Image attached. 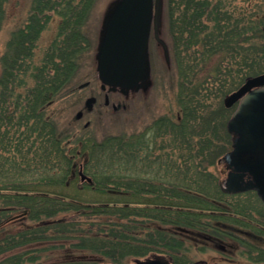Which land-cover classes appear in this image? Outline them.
I'll list each match as a JSON object with an SVG mask.
<instances>
[{
  "label": "trees",
  "instance_id": "obj_1",
  "mask_svg": "<svg viewBox=\"0 0 264 264\" xmlns=\"http://www.w3.org/2000/svg\"><path fill=\"white\" fill-rule=\"evenodd\" d=\"M98 1L32 0L1 57L0 232L23 223L0 237V264H42L40 253L58 248L89 255L62 264L150 255L190 264L193 249L227 248L228 240L250 264H264V202L255 191L221 189L211 168L229 149L223 121L233 114L224 106L210 111L207 98L264 74V0H164L179 114L100 141L72 123L61 127L51 109L75 92L94 51L85 27ZM55 18L56 35L37 58ZM24 247L33 248L16 251Z\"/></svg>",
  "mask_w": 264,
  "mask_h": 264
},
{
  "label": "rangeland",
  "instance_id": "obj_2",
  "mask_svg": "<svg viewBox=\"0 0 264 264\" xmlns=\"http://www.w3.org/2000/svg\"><path fill=\"white\" fill-rule=\"evenodd\" d=\"M31 1L6 0L0 11V76L2 72L1 57L6 50L8 40L11 38L12 32L26 21ZM115 1L99 0L97 2L85 27L94 51L88 53L82 61L80 71L75 77V92L64 99L56 101L51 108L61 127H68L72 123L71 125L76 130H80L86 137L94 138L97 141L111 136L143 133L155 120L164 116L177 117L180 111L178 103L179 71L173 55V40L165 20L164 10L158 29V40L152 39L150 42L148 53L149 70L142 87L139 90L127 91L124 94L119 89L109 91L110 104L105 105L104 101L107 91L101 89V81L97 70V52L103 32L104 20L108 10ZM57 24L58 19L55 18L41 34L37 43V58L42 57L44 51L54 39ZM214 62L212 61V63ZM86 83L89 84L80 88L81 85ZM227 95L216 94L207 96V98L210 97L208 100L209 110L218 111L221 106L225 107L224 100ZM91 96H95L97 102L94 104L93 109L88 111L85 107V102ZM203 100L207 103L206 96ZM113 105L118 107L113 108ZM237 107L238 105H233L227 109H231L233 114ZM79 111L83 112L80 119L76 117ZM230 118L223 121L227 132V123ZM231 149L232 139L227 152L231 151ZM224 155H221L217 159L216 165L211 168L221 180H224L227 175L225 165L219 162ZM22 223V220H15L7 224L0 232V237L6 233L18 230L22 227ZM231 244L234 246L232 249L229 247ZM226 245H228L227 248L208 245L203 250L202 248L193 249L190 259L192 262L204 260L208 264H250L245 257L241 256V249L237 242L228 240ZM30 248L33 247H24L16 251L20 252ZM35 248H41V246H35ZM87 257L89 255L85 252L67 251V249L58 248L41 252L39 261L42 264H62L79 260L87 261Z\"/></svg>",
  "mask_w": 264,
  "mask_h": 264
},
{
  "label": "water",
  "instance_id": "obj_3",
  "mask_svg": "<svg viewBox=\"0 0 264 264\" xmlns=\"http://www.w3.org/2000/svg\"><path fill=\"white\" fill-rule=\"evenodd\" d=\"M164 0H116L107 12L97 52L101 89L126 93L139 90L149 70V39L158 29ZM87 85L83 84L80 88ZM96 97L87 98L85 107L93 109ZM240 105L227 123L233 135L232 150L220 160L229 170L220 186L226 193L256 191L264 202V74L250 76L237 90L226 96L224 105ZM106 103H109L106 95ZM83 112L76 117L80 119ZM82 181L92 178L80 171ZM19 216H15L17 218ZM117 264V263H100ZM122 264H173L163 255H152ZM190 264H208L204 260Z\"/></svg>",
  "mask_w": 264,
  "mask_h": 264
},
{
  "label": "flooded vegetation",
  "instance_id": "obj_4",
  "mask_svg": "<svg viewBox=\"0 0 264 264\" xmlns=\"http://www.w3.org/2000/svg\"><path fill=\"white\" fill-rule=\"evenodd\" d=\"M152 39L156 40L155 35H154V32H152V34H151L150 42H151ZM104 102H105V101H104ZM109 104H110V101H109ZM109 104H106V102H105V105H109ZM117 107H118V106L113 105V108H117Z\"/></svg>",
  "mask_w": 264,
  "mask_h": 264
}]
</instances>
